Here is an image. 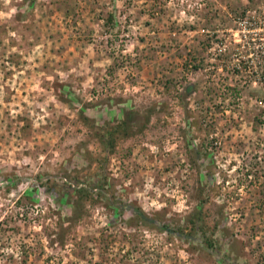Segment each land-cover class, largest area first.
<instances>
[{"label":"rangeland","instance_id":"obj_1","mask_svg":"<svg viewBox=\"0 0 264 264\" xmlns=\"http://www.w3.org/2000/svg\"><path fill=\"white\" fill-rule=\"evenodd\" d=\"M262 108L264 0H0V264H264Z\"/></svg>","mask_w":264,"mask_h":264},{"label":"trees","instance_id":"obj_2","mask_svg":"<svg viewBox=\"0 0 264 264\" xmlns=\"http://www.w3.org/2000/svg\"><path fill=\"white\" fill-rule=\"evenodd\" d=\"M257 120L259 122H263L262 120H264V108H262L259 111V115H257ZM121 122L125 123V120H122ZM113 135H114L113 130H108L106 132V135H103V138L106 137L107 138L106 142L108 141L111 144L113 142ZM100 188L101 187L99 186V184H97V182L93 184L88 183V185L82 182L80 185H77L75 187V190L79 192L78 195L80 196H88L90 194L97 193L95 191L98 189L97 195H101L103 192ZM106 197H107L106 199L107 205L116 208L118 211L122 212L124 210H128L139 222L146 224V225H152L155 223V217L149 214L148 212L144 211L141 208V206L137 204H133L131 202H126L124 200H117L116 198L110 195H107ZM158 226L159 228L165 229L168 231L170 229V226L166 221L161 222ZM205 239H206V242L210 245H212L214 242V239L207 238V236L205 237Z\"/></svg>","mask_w":264,"mask_h":264}]
</instances>
